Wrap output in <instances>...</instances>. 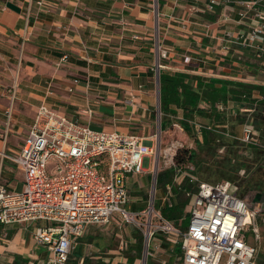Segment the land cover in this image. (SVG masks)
<instances>
[{
    "label": "crops",
    "instance_id": "obj_1",
    "mask_svg": "<svg viewBox=\"0 0 264 264\" xmlns=\"http://www.w3.org/2000/svg\"><path fill=\"white\" fill-rule=\"evenodd\" d=\"M8 1L20 11L8 7ZM155 5V0H0V152L17 153L42 102L63 115L80 117L93 129L152 138L158 101L156 26L170 51L159 59V72L261 86L264 55L257 58L245 50L236 64L230 65L228 56L216 60L217 53L205 55L202 49L209 39L202 36L201 25L192 24L190 31L169 19L173 14L199 23L205 18L203 1L158 0L157 9ZM185 53L209 60L189 65L198 70L191 72L183 62ZM63 54L67 58L61 60ZM262 95L259 88L252 90L253 98ZM236 103L239 110L253 108ZM0 181L14 190L23 185L21 168L1 153ZM38 224L47 223L0 224V264H48V249L33 239ZM140 240L117 216L105 226L90 224L73 242L66 264H137ZM132 249L135 254H126ZM161 259L171 264L163 251L147 264Z\"/></svg>",
    "mask_w": 264,
    "mask_h": 264
},
{
    "label": "built area",
    "instance_id": "obj_2",
    "mask_svg": "<svg viewBox=\"0 0 264 264\" xmlns=\"http://www.w3.org/2000/svg\"><path fill=\"white\" fill-rule=\"evenodd\" d=\"M201 1L205 18L199 23L173 14L169 19L181 21L190 31L192 24L201 25L202 36L209 39L202 45L205 55L217 53L216 60L222 61L228 56L230 65L240 61L243 56L240 52L245 50L252 51L257 58L264 55V0ZM156 46V70H159L162 65L159 59L168 57L170 51L162 40ZM66 58L67 54L61 56V60ZM208 60V56L191 53L183 56L186 70L191 72L198 70L189 65L206 64ZM259 85L264 91V80ZM229 102H217V110L226 111ZM253 110L240 108L239 112L249 113L246 119L252 120ZM86 112L91 115L92 109ZM232 112L237 114L234 107ZM158 113L160 117V110ZM7 114L9 116L10 112ZM167 116L173 115L168 113ZM177 119L183 116L178 115ZM178 120L170 125L183 130ZM187 120L198 126L200 132L202 128L216 131L213 126ZM167 128L168 125L163 130L168 131ZM233 138L264 147L258 131L248 121L243 124L242 136ZM155 148L151 138L114 129H93L80 117L63 115L42 102L17 153L0 152L21 168L23 176L19 190L9 189L0 181V224L46 222L45 226L34 227L33 239L48 249V264H66L73 242L87 225L105 226L116 216L141 230L143 264L162 251L170 260L174 257L178 264H261L257 261V246L247 234L245 224L249 225L253 240L258 241L261 233L257 215L264 201L250 207L231 181L199 180L194 167L175 162L177 145L174 142L163 149L159 145L158 155ZM145 157L150 159L148 167L143 166ZM160 157L166 166L175 168L173 183L179 184L187 178L193 184L184 193L188 202L178 222L161 212L164 206L172 204V184H167L165 192L159 196L160 208L155 207L154 200L146 207L130 206L131 201L142 200L141 196L133 198L129 188L130 179L141 174L151 175L150 196L155 198L157 173L154 169ZM184 219H187L185 225L182 224ZM167 262L161 259L159 264Z\"/></svg>",
    "mask_w": 264,
    "mask_h": 264
},
{
    "label": "rangeland",
    "instance_id": "obj_3",
    "mask_svg": "<svg viewBox=\"0 0 264 264\" xmlns=\"http://www.w3.org/2000/svg\"><path fill=\"white\" fill-rule=\"evenodd\" d=\"M155 4V9H157L158 0H155ZM160 37L161 35H159V30H157L156 26L154 40L156 44L158 41L161 43ZM158 87L159 85L157 84V88ZM235 103V101L230 100V105L228 106L229 108L221 113V117L219 118V120H214L213 118L200 115H195L194 117L189 119L197 124H203L206 126L210 125L216 129V131H213L215 135H212V137H210L208 141H204L202 132L199 131L198 126L191 122H189L191 127L190 129H186L183 127V130H180L174 125H170L171 122L178 120V115L183 116V110L177 109L179 111L172 114V117L167 116L164 118V114L162 113L160 114V117H158L157 114H159L158 109L160 106L157 101L156 114L155 116H153L155 118V125L153 128L154 131L151 139L156 144V148L154 149L156 155H158V146L160 145L163 149L168 145L169 142H174L177 145L176 153L179 149L184 148H188L194 151V162L186 164L194 167L193 172L199 180H206L209 182H219L221 180L231 181L238 187V195L245 198V200L248 202V205L252 207L257 205V203L264 201V152L257 150V148H254L248 142H242V140L233 138V136L241 137L243 124L248 121L254 126V128H256V131H258V137H260L261 132H263L264 134V124H262L261 121L257 120L256 118L252 120L246 119L247 115L239 112V108L235 107L237 103ZM201 104L208 107L207 104ZM230 106L235 108L237 114H234V112H232V107ZM161 119H164L167 122L168 131H164L163 129H161ZM178 121L180 122V120ZM260 141H263V138L260 137ZM149 164L150 159L148 157H145L143 166L148 167ZM167 168L169 167L165 165L164 159L160 157L158 167H155L154 171L157 173L158 171ZM129 183L132 197L135 199L137 196L142 197V200L140 202L141 205L138 206L136 201L133 200L130 203L131 208L146 207L149 201L153 200L155 207L160 208L159 196L165 192V188L157 186L156 196L154 199H152L150 196L151 175L149 173L141 174L137 178H132L130 179ZM262 208L263 209L261 210V212H259V214L257 215V222L261 233L258 241L253 240V237H251L250 233L248 232L249 225L245 224L247 234H249L251 240L257 246V261L259 263L261 261H264V206ZM130 225L140 235L141 240L140 242H138V250L140 254L138 258L140 260L137 261V264H143L144 240L142 232H140L141 230L139 231V228H137L136 226L134 227V225ZM126 252L123 251V254H135L134 249ZM171 264H178V261L174 257H172Z\"/></svg>",
    "mask_w": 264,
    "mask_h": 264
},
{
    "label": "trees",
    "instance_id": "obj_4",
    "mask_svg": "<svg viewBox=\"0 0 264 264\" xmlns=\"http://www.w3.org/2000/svg\"><path fill=\"white\" fill-rule=\"evenodd\" d=\"M160 112L164 114V118L168 113H176L178 110H183V119L180 120L184 128L190 129V124L187 119H191L195 115L213 118L219 120L221 117L220 111L216 108L217 102L227 103V101H235L244 103L246 106H252L253 119H257L264 124V91L261 86L251 83L232 81L216 77L205 78L197 74H190L183 71H160ZM259 88L263 97L253 98L252 90ZM201 103L207 104L208 107ZM161 129L167 126V122L161 119ZM204 141H208L213 131L201 129ZM261 141L264 144V134L260 133ZM259 137V138H260ZM250 144V143H249ZM257 150L264 152V147L251 144ZM195 152L188 149H179L175 156V162L178 165L193 163ZM175 168L169 167L162 169L156 174L157 186L165 188L167 184H172L173 197L170 206H164L161 209L162 214L166 218L178 222L184 208L188 202V198L184 195L185 191L191 189V184L187 178H184L181 183H173ZM163 215V216H164ZM187 219H184L182 224L185 225ZM178 249V248H177ZM264 264V261L260 262Z\"/></svg>",
    "mask_w": 264,
    "mask_h": 264
},
{
    "label": "water",
    "instance_id": "obj_5",
    "mask_svg": "<svg viewBox=\"0 0 264 264\" xmlns=\"http://www.w3.org/2000/svg\"><path fill=\"white\" fill-rule=\"evenodd\" d=\"M6 5L8 7L12 8L15 11H18V12L20 11V8L16 4H14L13 2H11V1H8L6 3ZM159 79H160V72H159V70H157V73H156V81H157V84L159 85V87L157 88V95H158V103H159V106H160V80ZM158 110H160V107H159Z\"/></svg>",
    "mask_w": 264,
    "mask_h": 264
}]
</instances>
